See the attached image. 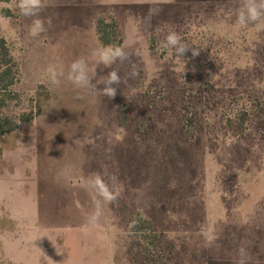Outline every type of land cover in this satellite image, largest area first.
Returning a JSON list of instances; mask_svg holds the SVG:
<instances>
[{"label": "rangeland", "instance_id": "obj_1", "mask_svg": "<svg viewBox=\"0 0 264 264\" xmlns=\"http://www.w3.org/2000/svg\"><path fill=\"white\" fill-rule=\"evenodd\" d=\"M17 3L0 0L20 64L7 114H42L0 138V264H236L241 247L264 264V29L236 23L239 0H45L35 37ZM99 18L119 24L131 60L98 66L96 91L52 85L49 66L96 68ZM170 28L191 47L182 58L160 45ZM96 175L119 196L90 223ZM137 213L165 240L153 258L130 235Z\"/></svg>", "mask_w": 264, "mask_h": 264}, {"label": "clouds", "instance_id": "obj_2", "mask_svg": "<svg viewBox=\"0 0 264 264\" xmlns=\"http://www.w3.org/2000/svg\"><path fill=\"white\" fill-rule=\"evenodd\" d=\"M45 0H18L17 7L20 13L25 17H37L33 20L30 28L32 36H38L46 31L45 21L38 18L40 11L45 7ZM158 7L149 8V18L159 14ZM236 23L241 27L248 25H256L264 29V0H239L238 7L235 11ZM51 24V19L47 21ZM156 35L162 48L173 50L178 58H182L184 54L191 48L187 42L184 41L179 32L175 29H157ZM192 55L199 54V50L192 48ZM93 55L96 57V68L90 69L88 62L84 58H78L71 62L67 71L63 69L57 70L53 66H49L48 73L50 74V82L52 85L59 87L62 78H65L74 87L79 89H90L96 91L98 84L93 83V78L96 76V69L103 65L105 68H111L117 62L124 63L131 60V54L123 47L108 46L97 49ZM138 73L133 66L129 76H136ZM97 81V80H96ZM99 83L103 85L99 91L102 95L112 98L117 93L116 85L121 83V76L117 70H111L104 75ZM22 135V134H21ZM88 184L95 191L99 197L95 201V209L89 214V222L97 223L102 215V202L113 203L118 199L119 194L114 192L110 184L101 175H96L89 179ZM207 238V233H203ZM239 256L236 264H248V254L244 247L238 250ZM53 264L55 262L53 261Z\"/></svg>", "mask_w": 264, "mask_h": 264}, {"label": "trees", "instance_id": "obj_3", "mask_svg": "<svg viewBox=\"0 0 264 264\" xmlns=\"http://www.w3.org/2000/svg\"><path fill=\"white\" fill-rule=\"evenodd\" d=\"M96 34L104 47H122L124 44L119 24L115 20L99 18L96 23ZM151 41L153 42L154 38ZM150 49L154 50L153 43ZM19 80L20 64L8 41L0 38V138L15 133L22 124L31 123L42 114L40 105H37L34 110L23 112L18 117L7 114L12 104L20 101V95L15 90ZM129 228L130 235L134 239V246H137L141 253L153 258L160 250H164L163 236L158 234L154 224L141 214L137 213L129 219Z\"/></svg>", "mask_w": 264, "mask_h": 264}]
</instances>
